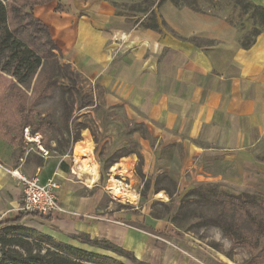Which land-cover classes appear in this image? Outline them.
<instances>
[{
    "label": "crops",
    "instance_id": "1",
    "mask_svg": "<svg viewBox=\"0 0 264 264\" xmlns=\"http://www.w3.org/2000/svg\"><path fill=\"white\" fill-rule=\"evenodd\" d=\"M247 1L264 8V0ZM59 2L73 14L86 11L88 15L77 20L70 15L58 29L71 45L66 57L72 59L67 64L80 57L104 68L109 49L112 52L116 88H128L126 96L120 95L128 100V116L145 130L143 138L134 134L145 174L153 180L166 174L179 193L211 184L227 194L264 196V160L257 151L264 141V28L253 45L243 49L244 30L219 16L176 8L168 1L156 7L158 30L135 25L128 31L119 27L124 18L103 0ZM38 19L63 51L67 42H60L61 34L52 33L46 16ZM121 159L134 165L137 158L132 154ZM6 171L11 179L4 174L0 213L14 219L22 188L11 172L28 178L35 175ZM37 179L44 185L49 176L41 173ZM80 188L88 187L61 183L56 195L64 213H51L52 220L39 222L64 235L85 234L144 259L152 256L144 239L133 241V215H128L123 227L108 226L106 222L114 221L113 213H104L93 195L76 194ZM166 225L160 219L149 224L152 231ZM187 264H194L193 260Z\"/></svg>",
    "mask_w": 264,
    "mask_h": 264
},
{
    "label": "rangeland",
    "instance_id": "2",
    "mask_svg": "<svg viewBox=\"0 0 264 264\" xmlns=\"http://www.w3.org/2000/svg\"><path fill=\"white\" fill-rule=\"evenodd\" d=\"M59 1L68 0H53L47 7H36L33 14L38 18L46 16L45 21L48 22L52 33L56 36L61 34V38H58L61 43L67 42V47L64 49L62 46L63 51L60 54L55 53L58 63L65 65L72 59L70 56L66 57L71 45L58 29L68 23L70 15H75L76 20L88 15L86 11L73 14L66 4L63 5ZM103 1L107 2L116 15L124 18L119 27L125 31L135 25L139 26L143 21L149 23L157 7V0ZM184 3L190 9L219 16L239 30H244L241 39L252 29V21L248 16L238 14V10L233 7V0H184ZM107 54V64L104 68H100L96 63L89 64L80 57L73 59L67 64L74 74L72 80L67 78L64 68L56 66L55 60L42 61V66L28 76L25 68L18 70L23 78L22 83L10 76L15 63L9 55H5L1 63L6 73L0 72V131L8 133L14 139V145L0 139V192L6 181L4 174L10 178L7 168L22 170L26 175L39 178L41 173H47L48 181L53 180L58 189L61 183H74L82 187L87 185L88 188H80L76 194L93 195L104 213L112 212L114 221L106 222L110 227L125 226L128 215H133V241L144 239L145 250L152 253V256L144 259L126 248L121 249L129 255H119L82 244L79 239H73L56 228L40 223L42 219L34 215H28L20 226L0 230V237L27 239L32 243L35 253L39 250L40 255H46L47 263L52 261L54 253H58L86 264H187L192 260L194 264H264V239L260 240L258 247L251 253L244 247L233 246L214 226L194 227L188 231L187 225L182 224L180 235L173 236L170 233V217L160 205L168 203V197L163 193H153L154 180L145 174L143 162L140 166L143 177L137 175V159L134 165L129 160L122 159L110 165L114 161V153L118 150L138 151L139 145L134 140V134L137 133L143 138L145 130L141 124H136L129 118L128 100L120 96H126L128 88H116L110 49ZM83 104L89 105L80 109ZM27 112L32 113L34 127L35 122L39 123V118L43 120L44 125L40 126L39 133L33 135L29 128L24 127L27 117H30L26 116ZM80 127L86 129L78 132ZM83 135L86 136L84 139ZM76 137L80 138L77 143L85 141L84 145H90L97 166L94 177L82 175L74 170L73 151L76 143L73 141ZM257 151L258 157L264 160V141ZM111 178L136 196L135 202L115 196L109 190L113 185ZM56 201L60 210L54 213H64L60 201ZM218 212L210 206L197 203L193 215L202 221V217H214ZM2 214L0 213V222L7 220L9 215L6 213L1 216ZM152 214H160V220L165 221L167 225L161 230L152 231L149 226L150 222L155 220L151 217ZM240 230L248 233L249 227L242 223ZM162 240L167 241V244ZM167 247L168 249H165ZM12 249H2L0 246V263L11 259L21 260V257L13 254ZM127 256L134 261L126 258Z\"/></svg>",
    "mask_w": 264,
    "mask_h": 264
},
{
    "label": "trees",
    "instance_id": "3",
    "mask_svg": "<svg viewBox=\"0 0 264 264\" xmlns=\"http://www.w3.org/2000/svg\"><path fill=\"white\" fill-rule=\"evenodd\" d=\"M53 0H0V72L6 73L1 61L5 55H9L15 63L14 70L10 76L15 78L18 83L23 82L18 70H26V76L34 73L42 66V61L55 60L58 68H64L66 76L69 80L74 77L69 65H60L57 61L55 53H61L53 41L47 26L39 20L33 10L36 7L47 5ZM170 2L176 8L188 7L184 0H157L156 6H160L164 2ZM233 7L238 10L240 16H248L252 21L251 31L242 37L241 47L243 49L250 48L260 31L264 28V8L255 5L247 0H233ZM194 10V9H192ZM195 11V10H194ZM139 27L158 30V25L154 14L151 15L149 23L141 22ZM89 104L80 106L84 108ZM27 121L25 128L31 130V134L40 132V126L44 125L43 120L39 118V123H32V113L27 112ZM25 117V116H24ZM1 120V116H0ZM80 127L78 132L85 130ZM0 139L4 142L14 145V139L4 131H0ZM80 140L79 137L74 139V143ZM134 154L138 160L137 175L143 177L140 166L143 158L139 151L127 152L120 149L114 153L113 165L117 160ZM116 157V158H115ZM164 183L165 185H162ZM163 193L168 197V203H160L166 214L170 217L172 229L170 233L173 236L180 235L179 230L183 225H187L186 230L190 228H201V226H214L223 236L229 239L233 246H241L248 249L251 253L258 247L261 239H264V197L257 194L241 193L232 195L227 193H219L215 185L195 186L191 189L178 192L177 184L171 180L166 174L161 173L156 176L153 183V193ZM175 197V200L173 198ZM197 203L210 206L219 211L214 217H202L197 220L193 215V210ZM176 208V209H175ZM174 212V214H172ZM28 215L19 212L14 219H7L0 222V230L12 229L15 226L22 225L24 219ZM35 216V215H34ZM42 220L50 221L52 217L49 215L38 216ZM154 219H160V214H152ZM202 222V223H201ZM242 223H246L249 232L240 230ZM73 239H79L80 243L87 244L91 247H99L119 255L127 254L123 249L113 245L107 240L90 239L85 234L72 236ZM1 248H13L12 252L16 256L21 257L20 261L11 259L0 264H86L72 260L58 253H54L52 261L45 262L46 255H40V251L32 248V243L22 237H0ZM48 252V251H47ZM132 261L134 259L126 257ZM93 260V259H92Z\"/></svg>",
    "mask_w": 264,
    "mask_h": 264
},
{
    "label": "built area",
    "instance_id": "4",
    "mask_svg": "<svg viewBox=\"0 0 264 264\" xmlns=\"http://www.w3.org/2000/svg\"><path fill=\"white\" fill-rule=\"evenodd\" d=\"M12 177L22 188V201L19 212L24 215H50L60 208L57 205V184L50 180L46 184L39 183L37 177L28 178L16 172H11ZM127 188V185H125Z\"/></svg>",
    "mask_w": 264,
    "mask_h": 264
},
{
    "label": "bare ground",
    "instance_id": "5",
    "mask_svg": "<svg viewBox=\"0 0 264 264\" xmlns=\"http://www.w3.org/2000/svg\"><path fill=\"white\" fill-rule=\"evenodd\" d=\"M83 143L84 142L75 144L74 151L76 152V155L74 157V170H77L78 173L82 175L88 174L94 177L97 173V166L94 161V156L90 150V145H84ZM74 173L76 172L74 171ZM111 181L113 182V185L109 187V190H111L115 196H120L122 199L135 202L136 196H134L124 187L122 188L119 182L114 181L112 178Z\"/></svg>",
    "mask_w": 264,
    "mask_h": 264
},
{
    "label": "water",
    "instance_id": "6",
    "mask_svg": "<svg viewBox=\"0 0 264 264\" xmlns=\"http://www.w3.org/2000/svg\"><path fill=\"white\" fill-rule=\"evenodd\" d=\"M73 154H74V155H76V152H75V151H73Z\"/></svg>",
    "mask_w": 264,
    "mask_h": 264
}]
</instances>
